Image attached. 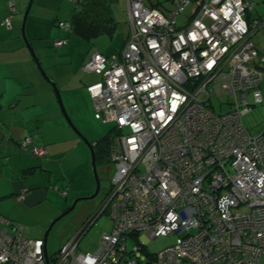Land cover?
Instances as JSON below:
<instances>
[{"label":"built area","instance_id":"1","mask_svg":"<svg viewBox=\"0 0 264 264\" xmlns=\"http://www.w3.org/2000/svg\"><path fill=\"white\" fill-rule=\"evenodd\" d=\"M127 5L122 50L96 51L83 66L102 75L87 87L95 117L114 124L112 188L48 258L42 238L26 237L23 226L0 214V264H264V131L254 134L243 122L263 102L264 54L253 36L264 20L247 19L246 0H172L168 13L144 0ZM4 23L12 29L11 17ZM59 26L72 31L71 22ZM32 141L26 137L23 147ZM104 213L111 231L97 252L80 251ZM168 235L176 236L173 245L147 251L150 240Z\"/></svg>","mask_w":264,"mask_h":264},{"label":"rangeland","instance_id":"2","mask_svg":"<svg viewBox=\"0 0 264 264\" xmlns=\"http://www.w3.org/2000/svg\"><path fill=\"white\" fill-rule=\"evenodd\" d=\"M29 1L26 0L25 8L19 15L22 16L21 22H23ZM144 1L149 7L156 6L154 4L158 2L160 8L164 10L172 6L171 0ZM111 3L117 21V32L113 36L110 33H104L93 40H87L73 31H66L58 25L60 21L69 22L73 13L83 8L82 3L75 4V1L72 0H35L31 8L26 32L28 26L29 28L32 26V20L35 15L43 18L41 21L43 23L41 27L43 39L40 40L44 44L43 50L38 48L35 50L44 70L60 88L66 110L83 138L75 132L62 114L53 86L44 78L36 65L39 78H41L47 90L51 91L52 100L64 117V131H50L53 129H48L46 136L48 139L64 137V192H69L70 189L71 195L66 198V195L64 194L63 196L58 190H55L54 186H49L51 191L48 202L30 211H25L24 208L17 206L15 199L3 201L0 198V202L2 201L0 212L10 221L23 226L25 235L29 238H43L50 224L58 216L66 212L77 198L89 196L95 191L96 179L92 168L91 149L85 139L94 143L105 136L115 137L114 124L106 123L95 117L93 99L86 91L87 84L100 81L102 75L94 72L88 73L83 70L85 63L97 50L102 53L120 51L123 38L129 26L126 0H111ZM253 3H259V5H257V9L252 11V14H261L264 11V2L255 1ZM188 12L189 9H187ZM185 18L186 16H181L179 22ZM63 36L64 39H69L68 43L64 47H56L54 45L55 41L63 39ZM253 41L260 53L264 54V29L253 36ZM261 66L264 68V62L263 64L261 63ZM259 89L263 95V102L257 104L250 113L243 116L245 126L252 133H256L258 129L264 126V79L261 81ZM212 104L217 112H220L221 100L214 98L212 99ZM34 135L31 136L32 140L35 138ZM38 138L41 141L43 139L41 134H38L34 141L38 140ZM37 157L43 160H53V163L49 164L48 167L55 166L57 168V163L54 161L56 158L50 154H46L44 157ZM98 172L101 181V190L98 196L92 200L79 201L70 213L55 223L47 241L49 255L58 252L66 243L71 241L83 227L89 216L99 210L107 197L112 188L116 165L108 157L101 159L98 163ZM3 177L5 178V176ZM3 177L0 175V178L3 179ZM53 181V183L59 182V180ZM88 181L91 185L90 190L75 195V191L79 190V187L81 189V186H84ZM62 208L63 210L58 212V209ZM112 227L113 221L110 215L108 213L101 215L83 236L79 245L80 251L84 253L97 252L100 247L99 242L102 234L106 231H111ZM175 241L176 236L174 235L160 236L150 240L146 249L151 255H155L166 247L173 245ZM131 244H135L134 239L131 240Z\"/></svg>","mask_w":264,"mask_h":264},{"label":"crops","instance_id":"3","mask_svg":"<svg viewBox=\"0 0 264 264\" xmlns=\"http://www.w3.org/2000/svg\"><path fill=\"white\" fill-rule=\"evenodd\" d=\"M11 1L0 0V175L2 177L5 176V178L3 177L4 180L0 178V198L3 201L15 199L17 206L24 208L25 211H30L48 202L51 191L49 186H54L55 190H58L63 196L65 194L66 198L71 193L70 189L69 192H64V137L48 139L46 136L48 129H53L50 131H64V117L56 108L52 100L51 91L47 90L45 84L39 78L36 63L21 35L22 16L19 15L25 8L26 0H13L14 2L16 1V12L13 16L12 29H8L3 23L4 19L10 15L9 4ZM246 1L252 6L248 11L247 19H264V11L261 14L259 13V15L252 14V11L257 9V5H259V3L253 2H264V0ZM93 2L95 3L96 0ZM107 2L110 4L112 16L116 23L115 31L110 34L113 36L117 32V21L114 16L111 0H99L95 4L89 3L95 17V19L90 21L99 23L98 14L102 13V6ZM170 3L172 5V0ZM154 5L156 6L152 7H156L165 13H168L172 8L171 6V8H166L165 10L161 9L158 2ZM126 6L128 13L127 0ZM85 9V6H83L81 10L84 11ZM190 14L191 11L189 10L187 16ZM187 16L185 19H187ZM42 19V17L35 15L32 20V26L30 28L28 26L27 29L30 41H32L35 49L38 48L39 50H43L44 45L40 41L43 39L41 31V27L43 26ZM185 19L180 23L185 21ZM128 33L129 26L123 38L120 51L125 44ZM262 72L264 79L263 67ZM93 83L89 82L87 87ZM86 91L88 92L87 89ZM263 131L264 126L254 134ZM38 134H41L43 137L42 141L39 138L34 141L38 137ZM33 135L35 136L33 142L23 149L24 139ZM35 146H45L49 151L47 154L56 158L54 161L57 163V168L55 166L48 167L49 164L53 163V160L38 158L33 152ZM53 180H59V182L53 183ZM90 186L88 181L84 186H81V189L79 187V190L75 191V195L90 190ZM58 210V212H61L63 208ZM0 214L5 217L3 213L0 212Z\"/></svg>","mask_w":264,"mask_h":264},{"label":"trees","instance_id":"4","mask_svg":"<svg viewBox=\"0 0 264 264\" xmlns=\"http://www.w3.org/2000/svg\"><path fill=\"white\" fill-rule=\"evenodd\" d=\"M93 1L94 0H84V1L76 0L75 4L82 3V5L85 6L86 9L84 11L83 10L75 11L72 15L71 20L69 21L71 22V25H72V31L87 40H91L92 38L102 35L104 33L112 34L115 31V25H116V23L114 22V18L112 16V10L110 8V4L108 2L105 3L104 6H102V13L98 14V17L100 19L99 23L97 22L94 23V21H90V20L95 19V17L93 16L94 14L92 12V7L89 6V3H94ZM98 1L99 0H96V2ZM9 10H10V15L7 16L6 18L11 17L13 21V16L16 12L15 2H14V11L10 7V4H9ZM5 19L3 23L5 22ZM259 19L264 20L262 18H259ZM66 40L69 41L68 39ZM110 143H111L110 136L108 137L105 136L101 140L95 141L93 143L95 150H96L97 165L101 159H104L107 157L110 159Z\"/></svg>","mask_w":264,"mask_h":264},{"label":"water","instance_id":"5","mask_svg":"<svg viewBox=\"0 0 264 264\" xmlns=\"http://www.w3.org/2000/svg\"><path fill=\"white\" fill-rule=\"evenodd\" d=\"M35 0H30L29 1V4L27 6V9L25 11V14H24V18H23V22L21 24V34H22V38L27 46V48L29 49L38 69L40 70V72L42 73V75L44 76V78L53 86L54 90H55V93H56V96H57V100H58V103H59V106H60V109H61V112L62 114L65 116V118L67 119V121L69 122L70 126L75 130V132L81 136L82 134L78 131V129L75 127L74 123L72 122V119L70 117V115L68 114L67 110H66V107L64 105V101H63V97H62V94H61V90L60 88L58 87V85L56 84V82L53 81V79L47 74V72L44 70L43 68V65L40 61V58L34 48V46L32 45V42L30 41V39L28 38V35H27V32H26V26H27V21H28V18H29V15H30V11H31V8L33 6V3H34ZM85 141L87 142L88 146L90 147L91 149V158H92V168H93V172H94V176H95V179H96V188H95V191L89 195V196H86V197H79L77 198L73 204L71 205V207L66 211L64 212L63 214H61L58 218H56L49 226L48 230L46 231V233L44 234V237H43V240H44V243H45V246H44V251H45V256L46 258H48V249H47V241H48V236H49V233L51 231V229L53 228V226L55 225V223L60 220L61 218H63L65 215H67L68 213H70L74 208L75 206L77 205V203L81 200H92V199H95L100 190H101V181H100V176H99V172H98V165H97V157H96V150H95V147H94V144L91 143L90 141L86 140Z\"/></svg>","mask_w":264,"mask_h":264},{"label":"snow or ice","instance_id":"6","mask_svg":"<svg viewBox=\"0 0 264 264\" xmlns=\"http://www.w3.org/2000/svg\"><path fill=\"white\" fill-rule=\"evenodd\" d=\"M195 37H193V39H194ZM179 97H177V99L176 100H174L173 102H172V107H173V110H175V108H176V106H177V103H178V101H179ZM160 115L161 116H163L164 115V113H160ZM168 119L170 120L171 119V116H169L168 117ZM37 250H39V249H37Z\"/></svg>","mask_w":264,"mask_h":264},{"label":"clouds","instance_id":"7","mask_svg":"<svg viewBox=\"0 0 264 264\" xmlns=\"http://www.w3.org/2000/svg\"><path fill=\"white\" fill-rule=\"evenodd\" d=\"M55 45V44H54Z\"/></svg>","mask_w":264,"mask_h":264}]
</instances>
